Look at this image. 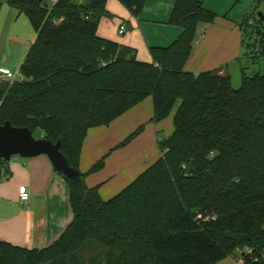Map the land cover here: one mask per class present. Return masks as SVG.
Masks as SVG:
<instances>
[{"label":"trees","instance_id":"obj_1","mask_svg":"<svg viewBox=\"0 0 264 264\" xmlns=\"http://www.w3.org/2000/svg\"><path fill=\"white\" fill-rule=\"evenodd\" d=\"M106 1L8 0L36 37L19 67L22 79L0 78V125L60 140L77 171L87 131L146 98L154 122L178 103L173 133L158 141L160 158L107 202L97 187L59 173L72 222L44 249L0 242V264H80L76 256L87 241L105 252L86 264H216L238 250L239 264H264V72L248 77L242 68L237 89L218 69L185 72L199 26L216 19L201 0H167L168 23L182 33L167 48L149 49L150 63L140 62L134 49L97 36ZM117 1L138 17L147 0ZM260 1L239 24L253 62L264 61V33L255 20L249 24Z\"/></svg>","mask_w":264,"mask_h":264},{"label":"crops","instance_id":"obj_2","mask_svg":"<svg viewBox=\"0 0 264 264\" xmlns=\"http://www.w3.org/2000/svg\"><path fill=\"white\" fill-rule=\"evenodd\" d=\"M257 1L201 0L203 8L215 14L216 19L210 25L199 26L185 72L198 74L218 69L220 75L230 77L229 66L240 54L239 24ZM172 9L170 1L147 0L138 17H134L117 0H107V14L98 25L97 36L134 49L138 61L150 63L149 49L167 48L182 33L181 28L168 23ZM258 11L264 12V0L258 2L255 13ZM255 13L249 24L255 22ZM121 25L125 26L124 34L118 33ZM177 107L178 103L166 119L154 122L152 99L146 98L110 124L89 129L78 166L84 186L97 187L104 202L125 190L160 158L157 143L172 135ZM139 129L129 143L119 146ZM101 159L102 169L89 173ZM21 186L28 193L24 203L18 199ZM72 219L68 185L46 156L15 157L0 164V242L44 249L60 237ZM216 264H239V258L228 257Z\"/></svg>","mask_w":264,"mask_h":264},{"label":"rangeland","instance_id":"obj_3","mask_svg":"<svg viewBox=\"0 0 264 264\" xmlns=\"http://www.w3.org/2000/svg\"><path fill=\"white\" fill-rule=\"evenodd\" d=\"M8 0H0V67L8 69L13 78L6 81H20L22 77L19 74V67L23 63V60L28 52L30 45L35 40V32L32 29L27 17L24 14H18L7 3ZM75 3H80L81 0H74ZM49 5L52 2L49 0ZM264 17V12L258 11ZM255 21L261 33H264V21L259 22V17L255 13ZM252 40L257 37L256 31H252L250 28ZM239 49L240 54L231 66H229L230 81L233 88H239L241 84V70L245 69V75L248 77L255 76L256 74H262L264 72V61L260 59L257 62H253L250 59V55L246 50V47L242 44V33L239 34ZM2 78V77H1ZM4 79V78H2ZM38 137V132L33 135ZM105 249L99 245L93 244L91 241H87L81 248V251L77 253V261L80 264H86L90 258L96 259L103 254ZM242 251L235 252V257L240 258ZM48 264V263H45Z\"/></svg>","mask_w":264,"mask_h":264},{"label":"water","instance_id":"obj_4","mask_svg":"<svg viewBox=\"0 0 264 264\" xmlns=\"http://www.w3.org/2000/svg\"><path fill=\"white\" fill-rule=\"evenodd\" d=\"M53 1L56 2V0ZM257 17L260 22L264 21L261 13H257ZM60 144V140L52 143L44 138H35L27 128H14L9 122L0 125V161L9 162L15 157L28 159L44 155L55 172L75 180L81 186L82 175L69 166L59 150Z\"/></svg>","mask_w":264,"mask_h":264},{"label":"built area","instance_id":"obj_5","mask_svg":"<svg viewBox=\"0 0 264 264\" xmlns=\"http://www.w3.org/2000/svg\"><path fill=\"white\" fill-rule=\"evenodd\" d=\"M125 32H126L125 26L124 25L119 26L118 33L124 34ZM1 77L4 79H2ZM0 78L2 80H8V79L13 78V75L8 69L0 68ZM18 199L20 202H23V203L27 202V200H28V193H27L26 188L24 186H21L18 188Z\"/></svg>","mask_w":264,"mask_h":264}]
</instances>
